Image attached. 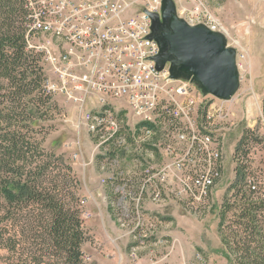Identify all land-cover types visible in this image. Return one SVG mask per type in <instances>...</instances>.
Returning a JSON list of instances; mask_svg holds the SVG:
<instances>
[{"label": "built area", "instance_id": "1", "mask_svg": "<svg viewBox=\"0 0 264 264\" xmlns=\"http://www.w3.org/2000/svg\"><path fill=\"white\" fill-rule=\"evenodd\" d=\"M162 1L26 0L28 42L43 39L29 46L50 67L46 88L79 107L80 120L98 147L127 143L130 152L160 137L152 144L164 161L141 171L137 190L134 178L117 187L122 218L142 217L146 198L161 202L173 196L192 209L205 208L224 168L223 136L209 126L230 122L227 100L205 95L191 80L172 78L169 65L159 70L153 59L160 46L149 38L148 12L161 14ZM174 2L179 17L209 22L235 47L203 0ZM245 59L246 53L237 50L239 68ZM105 100H113V107H105ZM86 107L94 108L93 118H85ZM144 117L156 118L159 135L139 128ZM248 187L257 190L251 181Z\"/></svg>", "mask_w": 264, "mask_h": 264}, {"label": "rangeland", "instance_id": "2", "mask_svg": "<svg viewBox=\"0 0 264 264\" xmlns=\"http://www.w3.org/2000/svg\"><path fill=\"white\" fill-rule=\"evenodd\" d=\"M203 1L227 31L229 42L246 53L239 68V89L225 102L231 111L230 122L209 126L223 136L224 142L223 173L209 206L192 209L173 196L161 202L146 198L142 217H120L117 187L134 178L133 189L137 190L141 171L164 161L152 144L160 137L142 150L128 152L113 144L99 148L98 139L80 120L79 107L64 96L55 94L51 100L46 99V105L38 111L39 122L31 135L41 141L45 150L63 159L56 165L59 171L63 173L66 164L73 168L76 182H69L68 191H75L78 197L87 235L83 244L86 264H240L238 252H231L223 239L227 237L237 249L241 237L236 233H242L244 228L239 214L245 202L234 191L228 193L239 170L245 174L247 190L250 181L257 185L253 203L264 205V0ZM41 41L32 37L28 43L36 45ZM38 65L49 78L50 67L42 55ZM90 109L86 107L85 118ZM259 213L264 221V206ZM6 253L0 250V264L8 260Z\"/></svg>", "mask_w": 264, "mask_h": 264}, {"label": "trees", "instance_id": "3", "mask_svg": "<svg viewBox=\"0 0 264 264\" xmlns=\"http://www.w3.org/2000/svg\"><path fill=\"white\" fill-rule=\"evenodd\" d=\"M26 14V0H0V250L7 252L4 264H86L78 197L68 191L69 182H76L73 168L66 164L59 171L63 159L31 135L41 105L53 94L38 65L41 54L29 46ZM233 191L245 202L239 214L244 228L236 233L237 249L227 237L223 242L238 252L240 264H264V205L253 203L256 191L246 189L240 170L228 188Z\"/></svg>", "mask_w": 264, "mask_h": 264}, {"label": "water", "instance_id": "4", "mask_svg": "<svg viewBox=\"0 0 264 264\" xmlns=\"http://www.w3.org/2000/svg\"><path fill=\"white\" fill-rule=\"evenodd\" d=\"M146 12H148L146 10ZM160 52L153 59L157 68L169 65L171 77L193 81L205 95L231 100L240 86L237 49L227 37L204 23L189 24L177 14L174 0L162 1V12H148Z\"/></svg>", "mask_w": 264, "mask_h": 264}, {"label": "bare ground", "instance_id": "5", "mask_svg": "<svg viewBox=\"0 0 264 264\" xmlns=\"http://www.w3.org/2000/svg\"><path fill=\"white\" fill-rule=\"evenodd\" d=\"M187 22L191 25L200 24V18L198 17H188ZM209 27V22H202ZM105 107H113V100H105ZM94 116V108L88 111L87 118H93ZM139 128L148 129L150 132V136H156L159 134V125L157 123L156 118L153 117H144L139 119ZM120 148L127 150V143H120ZM221 176H218V180ZM211 195L209 194V203L211 202Z\"/></svg>", "mask_w": 264, "mask_h": 264}]
</instances>
